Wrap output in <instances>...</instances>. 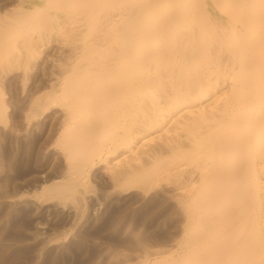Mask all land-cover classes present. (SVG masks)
Returning a JSON list of instances; mask_svg holds the SVG:
<instances>
[{"label": "bare ground", "instance_id": "obj_1", "mask_svg": "<svg viewBox=\"0 0 264 264\" xmlns=\"http://www.w3.org/2000/svg\"><path fill=\"white\" fill-rule=\"evenodd\" d=\"M0 264H264V0H0Z\"/></svg>", "mask_w": 264, "mask_h": 264}, {"label": "rangeland", "instance_id": "obj_2", "mask_svg": "<svg viewBox=\"0 0 264 264\" xmlns=\"http://www.w3.org/2000/svg\"><path fill=\"white\" fill-rule=\"evenodd\" d=\"M144 212V211H143ZM143 212H141V215H137V216H135L134 217V221H132V222H130L129 224L127 223V218H128V216H126L127 218H126V220L125 219H123L122 217L120 218V220H119V222L121 223L122 221H126V224H127V227L125 228V226H126V224H125V226L124 225H122V223H125V222H122L120 225L118 224V225H116V226H114L115 227V229H116V227L118 228L119 226V230L117 229L116 231H115V229L113 230V231H115L116 233H118L119 231L121 232V228L123 229V227H124V229L123 230H126L127 232L130 230V228H131V231H129V232H131L132 233V231H133V234H138L142 239H145V238H147V239H145V240H147L148 242H147V244L149 245V246H156V244H153L154 242H152V239L154 238L153 237V235L154 236H160V235H162L163 233H165L168 229H167V226H168V224H171L170 223V221H169V218H167V217H164V213L163 212H161V211H156V212H154V213H151V212H148V211H145L144 213ZM158 216H157V215ZM162 216H161V215ZM155 216V217H154ZM136 218H138V219H136ZM144 219V224H142V226L141 225H139L138 226V224L140 223L139 222V219ZM147 219V220H146ZM155 219H157V220H155ZM116 221V220H115ZM135 221H136V223H135ZM147 221H148V223H147ZM150 221L152 222V223H150ZM153 221H154V223H153ZM117 222V221H116ZM137 222H139V223H137ZM156 222V223H155ZM131 223H133V225H135V226H137V227H139V228H136L135 226H133ZM146 225L148 226V227H146ZM150 225V226H149ZM152 225H154V227L152 226ZM133 226V227H132ZM146 227V229H145V227ZM164 226V227H163ZM135 227V228H134ZM132 228H134V229H132ZM158 228V229H157ZM164 228H166L167 230H165ZM154 229H155V231H157V232H155L154 231ZM164 229V230H163ZM106 230V231H105ZM138 230V231H137ZM142 230V231H141ZM145 230V231H144ZM151 230V231H150ZM161 230V231H160ZM118 231V232H117ZM136 231V232H135ZM148 231V232H147ZM114 232V233H115ZM119 232V233H120ZM150 232V233H149ZM105 233V234H104ZM108 233H113L112 231H111V229L109 230L108 229V227H105L104 229H103V232L101 233L102 235H103V237H106L107 236V234ZM118 233V234H119ZM140 233V234H139ZM117 234V235H118ZM142 234V235H141ZM148 234H149V236H150V238H148ZM153 234V235H152ZM156 234V235H155ZM114 235V234H113ZM147 235V236H146ZM108 237V236H107ZM105 238L106 239V241L107 242H109L110 244L111 243H113L114 242V244L112 245V250H113V254L115 253V255L118 253V254H122V252L124 253V255L125 254H129L128 252L129 251H127V250H125L124 248H119L118 246H117V237H116V235H114V236H110L109 238ZM152 238V239H151ZM113 239V240H112ZM110 240H112L111 242H110ZM108 243V247H109V249L111 250V246H110V244ZM116 244V246H114ZM116 247V248H115ZM111 250V251H112ZM119 250V251H118ZM120 250H122V251H120Z\"/></svg>", "mask_w": 264, "mask_h": 264}]
</instances>
